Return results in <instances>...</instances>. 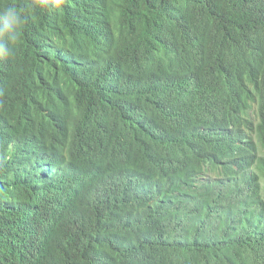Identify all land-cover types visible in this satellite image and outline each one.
Wrapping results in <instances>:
<instances>
[{
  "label": "trees",
  "instance_id": "trees-1",
  "mask_svg": "<svg viewBox=\"0 0 264 264\" xmlns=\"http://www.w3.org/2000/svg\"><path fill=\"white\" fill-rule=\"evenodd\" d=\"M9 7L0 264H264V0ZM92 115L103 130L68 149Z\"/></svg>",
  "mask_w": 264,
  "mask_h": 264
},
{
  "label": "clouds",
  "instance_id": "clouds-1",
  "mask_svg": "<svg viewBox=\"0 0 264 264\" xmlns=\"http://www.w3.org/2000/svg\"><path fill=\"white\" fill-rule=\"evenodd\" d=\"M19 23H20V15L17 12V10L12 7L7 8L2 13V15H0V37H3L5 34L12 33ZM61 85H71L72 86L73 84L61 82ZM49 92L51 94L52 88L49 90ZM58 100H67L69 102L74 99L71 98L70 96L60 95ZM6 101H7V98L3 94V76H0V112L14 113L8 110V108L6 107ZM69 105L58 104V108L56 109V114L59 115L62 111L68 110ZM120 108L121 106L117 108L112 107L111 110H109L108 112V119L106 122H111L113 118L119 113ZM96 120H99V121L96 123L95 122ZM104 123L105 122L102 121L98 115H92L89 119H87L86 127L82 131H79V130H76L70 127H65L66 132H65L64 140L68 146V149H77L80 147L87 146V144L93 141L95 134L103 130ZM61 128L62 126L58 124L56 127L51 126L43 130V133L41 135V141L45 145L46 148H48L47 143H46V136H57V137H60V140L62 139L61 131H60ZM2 158L3 157L0 154V170L3 166ZM72 167L74 170V176L78 177L82 181L80 187L74 193L75 200H76L78 196L85 190L86 186L90 182V179H89V176L86 175L83 171H81L77 166H72ZM51 168L56 169L54 164L51 166ZM21 199H22V196L18 200L20 201ZM16 201H17V198L15 196H10L8 199H4L0 203L7 204L8 209L9 207L14 209ZM8 209L5 211H0V217L8 213ZM7 225H8V218L3 224L0 225V229H5Z\"/></svg>",
  "mask_w": 264,
  "mask_h": 264
}]
</instances>
